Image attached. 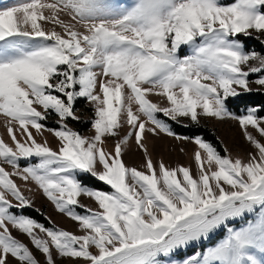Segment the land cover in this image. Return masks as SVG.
<instances>
[{"label": "snow or ice", "instance_id": "snow-or-ice-1", "mask_svg": "<svg viewBox=\"0 0 264 264\" xmlns=\"http://www.w3.org/2000/svg\"><path fill=\"white\" fill-rule=\"evenodd\" d=\"M253 32L257 40L264 34V0H26L0 9V115L14 144L0 138V264H40L9 226L45 264L56 256L84 264H264V143L249 131L264 139V116L259 106L236 115L227 105L251 83L264 86V54L239 38ZM81 98L94 109L91 138L67 123L80 119ZM158 113L194 124L236 120L256 152L247 161L227 148L222 155L200 136L176 134ZM53 114L58 128L42 123ZM125 125L114 153L106 151L105 137H119ZM30 129L52 133L58 150ZM146 133L192 139L195 175L154 165ZM133 136L143 171L122 159ZM81 174L110 190L84 185ZM13 176L34 182L83 234L14 211L32 201ZM81 196L97 208L80 204ZM189 248L194 254L176 258Z\"/></svg>", "mask_w": 264, "mask_h": 264}, {"label": "rangeland", "instance_id": "rangeland-1", "mask_svg": "<svg viewBox=\"0 0 264 264\" xmlns=\"http://www.w3.org/2000/svg\"><path fill=\"white\" fill-rule=\"evenodd\" d=\"M26 2V0H0V9L8 6H15L16 4ZM130 3L131 0H128ZM228 2V0H226ZM47 14V13H46ZM64 18V17H62ZM46 29H51L53 25L44 24ZM57 31H61L59 28ZM258 35L253 32L250 37L240 36L239 38L245 43L246 47L250 50H256L264 54V44L261 41H264V34H259L260 39L257 40L254 37ZM258 74H253L250 76V80H255ZM250 87L252 88L251 92H242L241 95L249 94V93H264V86L257 85L255 83H251ZM99 88H97V92ZM242 91V90H240ZM240 95V96H241ZM238 97L229 98L227 105L230 111L234 112L236 115H241L242 110L247 107L253 106H244L241 99ZM149 99L154 103H159L161 107H167L166 100L151 95ZM237 108V110H236ZM74 110L77 116L80 117L78 121H74L69 119L67 121L68 126L71 127L74 131L80 133L85 137L91 138L95 134V130L92 128L91 121L95 119L93 106L88 103L84 99H79L76 101L74 105ZM133 110L135 111V105L133 106ZM264 116V115H260ZM158 118L165 119L168 122L176 134L182 137L194 138L196 136L202 137L205 141L210 142L213 146L217 148V150L223 155L224 149L227 148L228 154L233 158H240L244 161H247L249 158V153L255 154L256 150L253 146L247 141L244 136V132L241 129L239 122L231 119L218 120L216 118H200L199 124H194L188 118H181L180 122L171 121L167 117H164L162 113H158ZM57 117L55 114L50 116L46 121H42L49 128H58L59 125L57 123ZM6 117L0 115V138H2L5 143L9 146L14 147V144L11 138L8 136L7 129L5 126ZM177 126H182L185 128H199L203 129L201 132L194 133L192 135H182L176 132ZM16 125H14V128ZM129 130L128 126L125 125L120 130L119 137H105V144L103 147L106 151H112L114 153L115 141L116 139L122 138L124 134ZM32 131L33 136L39 143H43L45 140L48 141L49 147L53 150H58L60 144L58 140L52 135V133L43 131L41 133H37L34 129H30ZM249 131L253 133V135L257 136V139L261 140V143H264V139L260 138L259 135L255 132L254 129L249 128ZM17 139H21L20 135L17 134ZM143 143L148 150V154L153 160L154 165L158 166L160 161H163L164 164L169 168H174L178 166H184L190 168L193 172V175L196 173L197 165L194 159V154L198 149V145H196L192 139H181L177 140L174 137L168 136L164 133H160L159 135H152L146 133V138ZM183 149V151H181ZM203 155V153H202ZM122 159L127 167H135L138 170H145V156L142 150L135 144L134 136L129 140L128 146L125 148V151L122 155ZM21 165L27 163L25 160L20 161ZM7 171L11 172L12 169L8 165H3ZM98 170H100V166L98 165ZM81 182L89 186L93 189L109 191V186L105 185L103 182L97 180L92 177L90 174H81L78 177ZM12 179L23 192V194L32 201L30 207H25L22 210L14 209L18 214H23L28 217H31L38 221L39 223L44 224L46 227H51L55 225L57 228H61L63 230L72 232L75 235H82L83 233L80 231L78 223L71 220L69 217L65 216L62 213L56 211L55 206L52 204L50 200L47 199L46 196L43 195L42 190H40L34 182L29 180L25 183L22 179L13 176ZM95 181L97 185L93 183ZM31 189V191H29ZM13 204H16L11 196L8 197ZM79 203L82 205H86L88 207L97 208L95 202L86 196H81L78 198ZM78 211H83V209L78 208ZM12 235L16 238L20 239L23 243L27 244L30 250L33 251V254L36 256L37 260L40 264H45V258L41 253L33 248L30 243L29 238L26 235L20 234L17 230L11 229L9 226ZM38 232V229L36 230ZM95 251L94 249H91ZM195 249L189 248L185 252L181 253L177 256V259L186 258L188 255L194 254ZM55 256V253H54ZM56 264H84L82 260H73L70 258H59L56 256Z\"/></svg>", "mask_w": 264, "mask_h": 264}, {"label": "trees", "instance_id": "trees-1", "mask_svg": "<svg viewBox=\"0 0 264 264\" xmlns=\"http://www.w3.org/2000/svg\"><path fill=\"white\" fill-rule=\"evenodd\" d=\"M241 99L244 106H259L262 110L259 111L258 115H264V93H249V94H245V95H241L239 97ZM237 110V108H236ZM203 131V129H199V128H185L182 126H177L176 128V132L182 135H192L194 133L197 132H201ZM93 183L95 185H97V183L95 181H93Z\"/></svg>", "mask_w": 264, "mask_h": 264}]
</instances>
